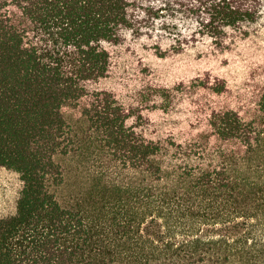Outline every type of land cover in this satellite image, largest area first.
I'll list each match as a JSON object with an SVG mask.
<instances>
[{"label": "trees", "instance_id": "16d2710c", "mask_svg": "<svg viewBox=\"0 0 264 264\" xmlns=\"http://www.w3.org/2000/svg\"><path fill=\"white\" fill-rule=\"evenodd\" d=\"M0 264H264V0H0Z\"/></svg>", "mask_w": 264, "mask_h": 264}, {"label": "rangeland", "instance_id": "374dc122", "mask_svg": "<svg viewBox=\"0 0 264 264\" xmlns=\"http://www.w3.org/2000/svg\"><path fill=\"white\" fill-rule=\"evenodd\" d=\"M187 69H183V68H179V69H177L176 70V73H175V75H181V74H183V73H185V71H186ZM188 71V70H187ZM192 72V71H191ZM216 73H219L220 71H215ZM204 76V75H203ZM193 77H195V75H194V73L192 72V73H188V78H189V82H190V84H192V82L194 83V80L192 81L191 79L193 78ZM206 99L208 98L209 99V97H208V93H207V96L205 97ZM207 99V100H208ZM78 116V113L77 112H75V111H71L70 112V114L68 115V118H70L71 120H74L76 117ZM198 122V120H194V122L193 123H197Z\"/></svg>", "mask_w": 264, "mask_h": 264}]
</instances>
